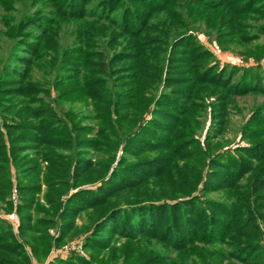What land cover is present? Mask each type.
Instances as JSON below:
<instances>
[{
	"label": "trees",
	"instance_id": "1",
	"mask_svg": "<svg viewBox=\"0 0 264 264\" xmlns=\"http://www.w3.org/2000/svg\"><path fill=\"white\" fill-rule=\"evenodd\" d=\"M19 1L25 9L47 1L42 6L51 9L23 16L15 32L21 36L32 29L14 46L24 42L23 50L10 54L18 67L11 73L2 70L0 191L5 196L16 185L18 191L38 192L43 162L48 167L42 178L62 209L43 216L35 209L33 216L24 212L33 207L32 197L22 194L17 232L0 221V264H31L30 255L39 257L52 242L46 228L58 226L55 243L60 244L70 227L66 220L83 211L95 216L85 250H110L123 239L134 253L142 250L150 256L133 263L125 260L127 250L123 256L112 250L108 259L72 253L56 264H163V256H151V242L178 256L197 258L194 264H230L233 259L263 263L256 222L264 220V103L241 126L240 144L223 149L215 139L230 96L264 94V42H259L264 26L242 35L238 22L239 17L264 14V0H0V7L8 11V5ZM62 21L73 24L74 41L62 47L51 85L43 87L32 71L46 56L49 61L56 57L51 50L58 54L56 32L50 35ZM2 23L13 30L7 18ZM200 25L221 41L259 42L252 53L255 66L213 62L194 33ZM32 30L41 36L33 40L31 35L37 34ZM104 40L120 46L110 58L100 50ZM121 60L122 68L113 67ZM119 72L124 76L114 78ZM163 73L167 90L148 96ZM9 81V86L2 85ZM203 85L222 91L210 103L215 127L210 126L204 144L194 134L195 102L208 94ZM12 98L17 102L6 104ZM62 101L90 106L94 124H83V116L72 109L59 114L56 107ZM10 105L15 114L8 120L4 113ZM65 149L71 154L59 152ZM91 149L106 161L92 160ZM32 170L37 173L30 176L34 184L20 185ZM211 191L224 193V198L206 197ZM241 222L247 223L245 229L252 227V233L244 232V241L250 234L256 241L225 251V245L237 240ZM37 234L39 244H30Z\"/></svg>",
	"mask_w": 264,
	"mask_h": 264
},
{
	"label": "rangeland",
	"instance_id": "2",
	"mask_svg": "<svg viewBox=\"0 0 264 264\" xmlns=\"http://www.w3.org/2000/svg\"><path fill=\"white\" fill-rule=\"evenodd\" d=\"M47 1H41L39 3H34L33 7H30V5L25 9L22 2H13L12 4L8 5L9 9L8 11H4L3 8L0 7V78L2 76V70L3 71H13L15 68L18 67V63H14L13 61L15 58L11 56V52L13 49H16L18 51L23 50L21 46H23L24 42L19 47H14L16 44L19 43L18 40H23V36L26 32L31 31L30 28L25 29V33H23L21 36L19 33L15 32V27L19 25V22L23 18V16L26 13L34 12L38 10L37 12H41L43 14H48L50 12V7L42 6L43 4H46ZM30 10V11H29ZM7 18L9 21V26H12L13 30H8L6 26L2 23V21ZM240 21V29L242 31V35L245 34H253L255 32H258V28L264 26V14L258 13V14H252L247 15L243 17H239ZM73 24L72 23H66V22H60L59 25L54 29L55 31L51 33L50 36L56 35V40L58 42L57 50H59L58 54L56 55L54 50H51L49 53L50 55L56 56L54 59L49 61L48 56H46L45 59L41 60L40 64L37 67L31 68L32 74L35 76L34 79L38 80L36 82L37 84L41 86L49 85L53 79V66L57 64L58 57H60V52L63 46H66L74 41V38L71 34ZM11 28V27H10ZM32 33H35L32 30ZM196 35V38L199 42V44H202L207 50H209V53L211 54V60L213 62H218V65H229V66H236V67H243V68H249L251 66H255L256 60L252 57V53L254 51V48L258 47L260 45L259 42H264V34H260L259 39L260 41L257 42H251V43H244L239 40V42H233V39L230 40L228 37H225L226 39L224 41H221L220 39H217L216 34H214L211 30H208L204 25H200V28L194 32ZM37 34V33H35ZM40 34V33H39ZM31 35L32 39L39 38L41 36ZM175 36L172 37V40ZM241 37V36H239ZM238 38V36L234 37ZM230 40V41H229ZM237 40V39H236ZM105 45L100 46V50H104L107 52V55L112 57L115 53V51L120 50V46L118 44L110 46L109 41L104 40ZM120 42V41H119ZM21 43V42H20ZM223 43V44H221ZM255 46V47H254ZM212 62V61H211ZM124 61H119L114 65L113 67H116L118 69L122 68L124 66ZM30 71V72H31ZM261 75H264V69L262 71ZM123 74L119 72L117 75H114V78L117 76H124L120 75ZM240 72L236 70V77L238 78ZM165 76V73L161 76V80L155 84L147 95L151 96L158 95L163 90H167V88L163 84V78ZM226 76V75H225ZM6 78H11V76H8ZM121 78V77H118ZM10 80V79H8ZM236 80V79H234ZM9 82H3V86H9ZM264 85V81L262 83ZM51 85V84H50ZM204 89V91L208 94L206 97L199 98L195 102V121L194 124L198 125L196 128L194 134L195 137L199 139V141L204 144L205 141V135L210 130V126L212 125V118H211V102H216L217 98L216 95L219 94L220 90L214 88L213 86L209 85H203L201 87ZM121 88H119V91ZM211 90H216L215 94H211ZM51 96L56 98V92L53 88H50ZM220 91V92H219ZM39 96V94L36 95V97ZM18 98V97H17ZM17 98H12L7 100L6 104H14L17 102ZM264 103V94L263 93H248L245 95H232L229 98V101L227 102L228 107L224 114V119L221 124L222 128L220 131H222L220 134H216V139L218 143L221 144V148L226 147L229 145V147H233L237 144H240V130L241 126L246 122V120L249 118L250 114L256 107H260ZM57 106L54 102H52V106L56 107L57 112L59 114L67 113L70 109L79 112L80 116H83L81 118L83 124H94V122L89 118L91 115L90 106L84 107L80 102L71 103V101H62L59 104L57 103ZM11 106V107H10ZM7 107V112L4 113V117L8 120L12 119L15 112L12 111L14 108V105H10ZM2 117H0L1 119ZM211 127H215V124H213ZM2 128V127H1ZM3 130V129H2ZM4 131V130H3ZM217 131V132H220ZM209 134H213L212 130ZM62 154L64 153V156L71 154V149H65V150H59ZM30 154L33 155L31 152ZM89 156L92 160L96 161H106L105 155L102 154V156L96 152V150L91 149ZM40 159V157H39ZM68 161H65L64 164H67ZM180 163V161H179ZM48 165L46 163L41 162V168H43L42 173H39V181L38 186L39 190L38 192L34 193H28L27 190L18 191L16 188V185H14L9 193H7L5 196L0 191V221L9 223L13 230L17 232V227L19 225V217L17 214V204L22 201L21 195L23 196H31L33 201V207L26 211L25 213L31 214L35 216V209L36 213L38 215H51V211L58 212L60 208L62 209V202L56 203V201L52 199H56V193L54 191H50L46 186V183L44 181L43 173L47 171ZM13 169V167L11 166ZM34 168V167H31ZM12 172V170H11ZM36 171H31L29 173L28 177H22L20 182H18L20 185H33L34 181L30 178L36 176ZM17 173H15L12 178L15 177L17 180ZM51 178V177H50ZM88 181V180H86ZM13 182L17 183L16 181ZM23 188V187H22ZM157 192V187H153ZM64 196V195H63ZM176 196H180L177 194ZM206 197L214 198V199H222L224 198V193L218 192V191H211L207 193ZM63 198V197H62ZM52 200V201H51ZM51 201V205L49 202ZM41 207V211L37 212V207ZM56 213H54L52 216L55 217ZM69 224V228L67 230H64V235L62 238L64 239L60 244L55 243V237L59 235L58 226L56 228L54 227H47L46 233L49 234L51 237L50 240L52 241L50 243V246L48 250L45 253H40L39 257L30 255L31 258V264H56L57 260L60 259H66L67 257L71 256L72 253L81 254L87 258H96V259H108L109 256H111L112 250L114 255H120L123 256V252L126 251L125 260H131L133 263H138L139 260L142 258L145 259L146 257H149L150 255L147 253H144L142 250H139L138 252L134 253L132 249L125 244V240L119 239L115 242L114 248H111L110 250H103V251H93V249H84L85 239L87 234L91 231L94 223H95V216L88 214L87 211H83L78 213L73 219H67L66 220ZM247 223L241 222L240 228L238 230L237 235L235 238L239 241H233L229 243V245H225L223 249L227 252H231L233 250V246H236L239 243H250L256 241L255 238L252 237V234L249 235V238H247L246 241L244 236V232H251L252 227H248L245 229V225ZM256 224L259 227V241L264 247V220L262 218L257 219ZM251 225V224H250ZM252 233V232H251ZM101 236V235H100ZM257 238V237H256ZM38 234L34 238H30V244H39L38 242ZM49 240V239H48ZM49 240V242H50ZM29 244L26 245V249L29 252ZM232 246V247H230ZM150 248L153 249V252L155 254L151 255H161L163 256L165 262H169V264H194L197 258L183 255L178 256L173 252H167L163 247H161L159 244L151 242ZM221 251V250H220ZM163 254V255H162ZM236 254V252L234 253ZM118 261H121L122 258L117 259ZM163 262V264H165ZM230 264H242V262H239L237 259H233V262L230 261ZM262 262L261 264H264V255H262ZM198 264V263H197Z\"/></svg>",
	"mask_w": 264,
	"mask_h": 264
}]
</instances>
